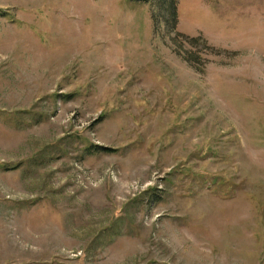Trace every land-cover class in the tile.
<instances>
[{
    "label": "rangeland",
    "instance_id": "374dc122",
    "mask_svg": "<svg viewBox=\"0 0 264 264\" xmlns=\"http://www.w3.org/2000/svg\"><path fill=\"white\" fill-rule=\"evenodd\" d=\"M173 2L0 0V264H264V0Z\"/></svg>",
    "mask_w": 264,
    "mask_h": 264
},
{
    "label": "trees",
    "instance_id": "16d2710c",
    "mask_svg": "<svg viewBox=\"0 0 264 264\" xmlns=\"http://www.w3.org/2000/svg\"><path fill=\"white\" fill-rule=\"evenodd\" d=\"M147 2H149V0H146ZM174 0H158V2L160 3L161 6H163V3L164 2H168L167 3V7H168V10L169 12L171 13V15L173 17L176 16V11H177V8H176V3L173 2ZM97 149L103 151V152H112L113 149H110V148H105V147H98Z\"/></svg>",
    "mask_w": 264,
    "mask_h": 264
}]
</instances>
